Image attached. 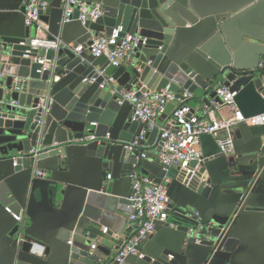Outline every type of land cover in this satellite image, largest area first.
<instances>
[{"label": "crops", "instance_id": "1", "mask_svg": "<svg viewBox=\"0 0 264 264\" xmlns=\"http://www.w3.org/2000/svg\"><path fill=\"white\" fill-rule=\"evenodd\" d=\"M23 1L0 0V36L60 38L69 45L70 52L81 58L73 69H68V75L78 80L106 65L104 57L76 51L75 42L82 45L97 33L78 20L64 24L62 1L60 6H53L54 0H49L50 10L41 16L40 23L30 26L25 21ZM184 2L198 21L187 22L177 29L168 48L172 59L197 67L209 77L217 78L228 72L260 75V64L264 61V0ZM132 58L122 66L129 67ZM54 79L59 81L61 77L56 74ZM92 88L101 89L98 84H92ZM107 89L114 92L112 87ZM236 96L245 115L264 112V96L252 84L242 87ZM220 102L212 101V111L206 115L207 105L198 94H192L187 101L207 121L232 116L229 108L215 107ZM172 113L173 107H169L158 123L168 124ZM131 114V106L121 104L116 118L118 128L112 133L115 155L106 153L103 159L91 155L88 147L79 142L73 147L67 166L43 170L44 174H38L34 165L31 169L15 170L12 158L0 157V264H98L115 257L121 243L135 228L128 218V207L119 209L120 200L132 192L131 173L152 181H161L166 174L158 160L161 131L148 130L146 124L143 130L148 132L138 150L140 154L146 152L147 157H140L134 170L129 168L131 152L129 161H123L127 142L120 139V133ZM235 139V154L226 155L215 136L203 135L198 146L203 159L189 167L187 176L179 167L170 170L169 220L145 242L144 257L131 255L128 264H167L162 258L167 250L182 252L188 258L187 264H264V125L241 123L235 130ZM190 171L199 172L202 181L211 180L210 184L206 182L212 187L207 195L199 190L200 182L188 177ZM108 174H112L111 179ZM11 203L16 210L25 212L23 235L43 247V255L25 249L24 245L16 247L17 222L5 211V206ZM192 212L198 213L201 221L191 218ZM223 222L239 244L235 250L223 248L211 253L210 247L203 243L207 235L201 229L210 223ZM192 227L194 233L190 232ZM103 228H108L106 234ZM98 238H101L98 245L103 248L97 246L91 253V244ZM73 247L80 249L78 259L73 258ZM86 252L89 254L84 255Z\"/></svg>", "mask_w": 264, "mask_h": 264}, {"label": "water", "instance_id": "2", "mask_svg": "<svg viewBox=\"0 0 264 264\" xmlns=\"http://www.w3.org/2000/svg\"><path fill=\"white\" fill-rule=\"evenodd\" d=\"M100 3L103 4V15L96 22L82 24L88 30L112 34L116 28L122 27L121 36L130 33L147 37L146 44L140 43L135 49L129 67L110 65L106 59V65L101 70L105 69L107 74L116 77L117 90L138 85L142 86L143 90L160 91L169 86L180 96L182 89L198 94L208 106H211L212 101H221L217 89L222 85L237 92L242 87L252 84L264 96V69L259 68L260 75L257 77L254 72L243 74L228 72L222 73L220 77L216 76L217 79L215 76H206L197 67L186 62L179 63L171 58L168 48L177 29L187 22L192 24L198 21L184 0H103ZM55 4L60 6L61 0H54L52 5ZM49 10L50 8L46 12ZM92 36L88 41H83V44L87 46ZM30 40L28 34L25 37L0 36V74H3L0 77V157L12 158L13 164L16 161L15 170L22 167L31 169L33 165L40 170L62 169L69 164L72 151L75 150L73 147L78 144L77 139L91 134L98 138L84 144L91 155L102 159L106 153L115 155L111 142L112 133L118 128L116 118L121 107L118 91L112 92L107 88L94 90L92 84L99 83L84 81L86 77L95 74L97 69L81 80L68 75V69H73L81 59L70 52L68 47H63L57 52L38 51L30 47ZM78 44L75 42V49ZM86 51L90 53L86 49L80 54L83 55ZM37 57H46L51 61V67L39 71L43 65L38 63ZM56 74L61 77L59 81L54 79ZM64 74L66 75L63 76ZM169 107L174 109L175 104L170 103L164 115ZM144 126L143 122L132 118L124 123L120 139L127 142L125 147L141 134ZM34 149L38 150L36 158L30 155V151ZM126 152L123 161H129V156L132 155V165L129 168L134 170L139 164L140 157H143L138 148L129 150L126 147ZM198 162L200 160L192 161L190 167L197 165ZM183 174L187 176V170H183ZM190 176L200 182L199 190L207 195L212 187L206 185V182L210 184L211 180L202 181L199 172L190 171L188 177ZM131 178L133 183L139 179L136 172L131 173ZM130 204L128 197H123L119 209H125L127 206L130 213L132 211ZM6 206H10L16 213L22 212L16 210L12 203ZM6 206L5 211L9 214ZM23 214L25 219L24 211ZM15 221L16 247L24 245L25 249L32 250L34 243L28 241L24 235V240L19 243L21 224ZM167 222H159L158 229ZM224 222L221 225L210 223L201 229L202 234L207 235L203 243L210 247L211 253L223 248L235 250L239 244L238 239L231 237V231ZM192 241L196 242V238ZM102 248L98 245V249ZM72 251L73 258L78 259L80 249L73 247ZM87 254L89 253H84ZM169 255L173 256L171 260ZM162 258L167 264H187L188 260L186 255L175 250H167Z\"/></svg>", "mask_w": 264, "mask_h": 264}, {"label": "built area", "instance_id": "3", "mask_svg": "<svg viewBox=\"0 0 264 264\" xmlns=\"http://www.w3.org/2000/svg\"><path fill=\"white\" fill-rule=\"evenodd\" d=\"M64 6L65 15L64 23L74 20L80 21L83 25L88 22H96L104 13L103 4L100 2H90L87 0H61ZM49 0H29L24 1L25 21L27 25L40 23L41 16L50 8ZM122 27L116 28L112 34L97 33L92 36L91 42L78 45L76 51L82 53L86 49L95 57H105L110 65L120 67L126 60H130L135 53V49L140 43L146 44L147 37H141L138 34L127 33L121 36ZM64 44L60 38H49L48 36H36L30 40V47L38 51H59ZM38 63L43 67L39 71L49 69L51 61L46 57H37ZM260 68L264 69V61L261 62ZM3 74H0L2 77ZM101 79V80H100ZM86 82L99 83L100 88H111L119 93V103H129L132 108V120H138L147 125L148 130L160 129L162 135V145L158 151V160L162 169L165 171L163 179L156 183L148 177L139 178L133 185V189L128 199L130 200L132 211L128 218L135 224L133 232L128 235L121 243L117 254L112 259H106L98 264H128L129 255H138L144 257L142 247L158 229L159 222L165 223L169 219V196L168 187L171 182L169 176L170 170L175 167L187 170L190 163L194 160H202L203 157L198 150V146L203 135H213L217 138L218 145L222 153L232 155L235 152V130L241 123H248L253 126L264 125V112L247 116L239 108L236 102V91L230 87L220 86L217 94L221 99L216 108L227 107L232 111V116L210 121L201 118L194 109L187 103L192 97V93L184 91L181 96L172 91L169 86L160 90H143L141 87L134 86L117 90V79L114 75L107 74L106 70L97 69V72L84 79ZM170 103L175 104L173 109V118L166 125L158 123L159 117L166 112ZM211 106H206L204 114L209 115ZM148 130H143L141 134L135 137L127 148L134 150L142 145ZM109 136V134H108ZM95 134L86 135L77 139V142L87 144L97 140ZM32 158L38 156V150L30 151ZM143 158L147 154H141ZM17 165V162H14ZM38 174H44L43 170H38ZM135 177V175H132ZM112 178V174H108ZM7 212L21 224L19 234V243L24 240L23 230L25 219L23 211L16 213L10 206H6ZM190 217L201 221L198 213H190ZM108 228H103V233H107ZM191 233L195 232L194 227L190 229ZM101 238H98L91 244V253L97 249ZM72 244V240L70 241ZM32 251L36 254L43 255L44 250L39 244L34 243Z\"/></svg>", "mask_w": 264, "mask_h": 264}]
</instances>
